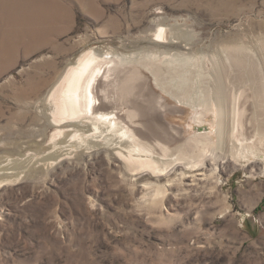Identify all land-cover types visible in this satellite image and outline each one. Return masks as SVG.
<instances>
[{
  "label": "rangeland",
  "instance_id": "obj_1",
  "mask_svg": "<svg viewBox=\"0 0 264 264\" xmlns=\"http://www.w3.org/2000/svg\"><path fill=\"white\" fill-rule=\"evenodd\" d=\"M161 26L174 41L156 36ZM90 49L145 52L133 63L150 96L165 98L149 120L166 118L177 144L211 127L195 106L188 124L169 98L188 101L154 72L165 77L168 59L188 54L186 66L218 73L213 83L248 91L253 106L264 82V0H0V264H264V162L250 170L264 145L218 173L191 164L169 172L171 163L153 171L51 124V92ZM192 78L185 88L197 87Z\"/></svg>",
  "mask_w": 264,
  "mask_h": 264
},
{
  "label": "bare ground",
  "instance_id": "obj_2",
  "mask_svg": "<svg viewBox=\"0 0 264 264\" xmlns=\"http://www.w3.org/2000/svg\"><path fill=\"white\" fill-rule=\"evenodd\" d=\"M156 36L175 40L173 29L171 31L162 26ZM237 45L230 48H243ZM144 54L132 55L114 51L102 53L97 49L83 53L51 92V124L73 125L76 132H81L79 139L85 141L89 147L92 144L104 146L102 150L108 152L114 160L124 159L131 166L140 165L145 170L162 171L166 169L164 165L171 163V172L182 170L185 164H191L192 167L198 166L202 170L201 174L205 175L208 172L218 173L227 165L243 166L244 160L241 159L248 152L255 155L261 153L257 148L264 145V121L263 116L261 117L264 114V82L261 89L256 91L252 106L248 91L244 93L241 89L238 92L237 88L230 95L224 83L219 80L218 84L213 83V78H222L218 73L197 69L195 64L186 66L193 59L188 54H178L176 60L169 58L166 69L162 68L165 77H159L161 73H158V69L154 75L173 94L171 96L174 99L178 100L179 97V100L189 102H184L186 107H180L169 98L172 107L182 109L180 113L185 118L190 106H195L198 122L207 123L211 127L207 134H200L186 141L182 139L176 144L173 134L168 132L169 123L164 121L166 118L161 123L149 120L150 111L162 105L164 95L157 91L150 96L149 78L142 72L145 69L133 63L144 60ZM124 61L128 62L127 65ZM192 75H195V82L198 84L190 90L184 84L193 79ZM206 107L213 108V111H204ZM254 108L257 109L258 123L254 120ZM210 112H213L212 118L208 116ZM187 117L186 121L190 124L195 115L189 113ZM254 126H257L256 138L251 137ZM215 138L217 139L214 140ZM226 150L230 154L225 155L223 151ZM257 160L264 162V158L256 159L255 164L250 167L252 172H255Z\"/></svg>",
  "mask_w": 264,
  "mask_h": 264
}]
</instances>
